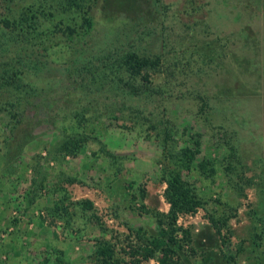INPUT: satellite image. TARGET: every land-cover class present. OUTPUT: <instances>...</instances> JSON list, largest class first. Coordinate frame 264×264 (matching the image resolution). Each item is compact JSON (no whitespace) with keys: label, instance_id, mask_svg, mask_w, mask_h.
Returning a JSON list of instances; mask_svg holds the SVG:
<instances>
[{"label":"rangeland","instance_id":"374dc122","mask_svg":"<svg viewBox=\"0 0 264 264\" xmlns=\"http://www.w3.org/2000/svg\"><path fill=\"white\" fill-rule=\"evenodd\" d=\"M41 1L58 30L76 27L80 51L66 48L72 35H53L45 68L24 74L42 100L19 123L0 111V264H94L98 240L126 264L120 248L158 232L130 194L142 186L145 208L165 212L163 169L185 161L206 203L178 218L194 249L179 252L183 263L226 264L223 254L234 253L232 264H264V0ZM126 51L159 64L133 76L145 93L121 84L124 94L114 96L109 67ZM164 121L163 138L148 124ZM69 123L83 137L73 155L57 154ZM198 139L188 159L183 149ZM228 146L239 159L230 173ZM223 204L234 212L220 245L206 213Z\"/></svg>","mask_w":264,"mask_h":264},{"label":"trees","instance_id":"16d2710c","mask_svg":"<svg viewBox=\"0 0 264 264\" xmlns=\"http://www.w3.org/2000/svg\"><path fill=\"white\" fill-rule=\"evenodd\" d=\"M69 1L73 6L78 5V0ZM9 3H11V6H9ZM18 3L21 5H16ZM0 5V97L2 101L0 102V111H5L14 123H19L25 112L32 105L33 107L36 106L33 100L35 98L42 100L40 98L41 88L26 81L24 74L27 72L35 73L44 67V60H46L44 53L48 46L45 43L61 30L56 28L55 23L51 24L52 20L49 19L48 15L46 16L47 13L43 12L41 0H0ZM48 13L51 12L48 11ZM84 21L86 25L90 24L86 18H84ZM65 28L67 31L61 32L72 35L73 42L74 40L76 42L78 39V34L75 31L76 27L70 24L65 25ZM66 48L69 49L70 54L74 51L77 55L80 51L76 43L69 44ZM109 53L103 54V56L107 57ZM112 63L109 67L110 71L116 76V82L119 83H117L115 89L113 88L115 93L113 95L119 97L124 94L121 84H124L125 91L129 95H134L138 91L145 93L141 86L133 84V76L140 75L142 71L154 70L159 64L158 57H144L133 51L124 52ZM76 64L77 61L73 63V65ZM121 71L125 72L127 80H124ZM67 73H70V71L67 70ZM89 73L92 72L89 71ZM128 79H130V84ZM159 123L161 124L160 128L155 123L148 125L157 129V134H162L164 138L169 133V127L166 121ZM79 125V123H69L60 127L61 141L55 148V153L74 154L83 137ZM193 144V148L183 149V153L187 155L188 159H192L196 153L200 152L199 139L193 140ZM110 157L112 156L110 155ZM224 157L226 160L224 170L230 173L235 165L239 164L235 148L228 146ZM206 164L205 161L199 166L201 172L205 171ZM190 165V161H185L175 167L163 169L161 176V180L165 183L163 197L168 204L165 212H152L145 208L143 204L144 188L142 186L137 187L136 191L130 194L132 200L139 201L138 208L150 213L157 225L158 232L146 240L134 244L130 243L127 247H121L120 251L126 259V264H140L150 259L155 260L158 264H184L179 252L185 251L190 255L194 253L189 229L178 223L180 216L193 214L198 208L204 209L206 203L197 195L186 178ZM68 181L71 182L72 179L69 178ZM238 182L240 183V181ZM132 183H128V186H131ZM239 183L235 184L234 188L237 191H242V186ZM223 205L224 207L218 211H207L206 213V218L217 234L220 245L227 244L229 241L227 220L234 212L232 206ZM115 252L116 248L113 243L98 240L94 249V264H120L122 260L115 255ZM223 257L227 262L226 264H232L235 255L234 253L223 254Z\"/></svg>","mask_w":264,"mask_h":264}]
</instances>
